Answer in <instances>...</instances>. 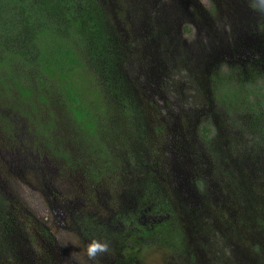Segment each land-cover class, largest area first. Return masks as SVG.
I'll return each mask as SVG.
<instances>
[{"label": "trees", "instance_id": "obj_1", "mask_svg": "<svg viewBox=\"0 0 264 264\" xmlns=\"http://www.w3.org/2000/svg\"><path fill=\"white\" fill-rule=\"evenodd\" d=\"M153 1L0 0V158L25 130L42 159L82 184L85 210L64 218L85 247L106 240L112 259L120 253L104 264H144L137 252L146 238L161 241L158 235L187 264H237L217 247L221 230L235 239L228 250L240 246L241 259L264 264V13L256 26L251 20L263 1L251 0L243 19L252 39L238 43L230 42L236 28L227 30L222 13L234 18L243 0H212L210 9L193 3L191 15L210 40L199 44L197 57ZM213 43L220 50H211ZM178 116L211 118L202 139L184 137L194 167L186 163L185 146L177 147L187 171L200 172L202 193L197 204L181 200V209L175 175L164 182L154 172L173 155L169 119ZM1 161L0 170H8ZM116 187L122 192L113 211L107 201H95ZM127 237L134 243H124ZM57 241L45 221L0 191V264H60Z\"/></svg>", "mask_w": 264, "mask_h": 264}, {"label": "rangeland", "instance_id": "obj_2", "mask_svg": "<svg viewBox=\"0 0 264 264\" xmlns=\"http://www.w3.org/2000/svg\"><path fill=\"white\" fill-rule=\"evenodd\" d=\"M257 1L259 2L263 1L262 3L264 4V0H257ZM240 2L241 0H239V3ZM153 3L156 4L158 8L162 6V8L164 7V9L168 11L169 15L176 22V27H177L176 28L174 25H171L172 26L171 29L173 30L174 33L176 34L178 33L182 35L183 42L189 48V52L190 53L192 52L197 57L199 51L198 48L199 44L203 46L204 42H209L210 40H208L209 36L205 27L202 24V21L200 19H198L197 21L196 18H194V16L191 15V12L193 11L192 9L194 10L197 9L196 8L197 6L195 4H197L199 8L210 9L212 7L211 6L212 0H188V2L186 0H176V1L171 0V2H169V0H154ZM177 4L178 6L180 5L183 6L179 8L178 6H176ZM239 5L240 6H238V8L242 10L240 14L241 13L244 14V12H246L247 7L249 6L253 7L252 5H254V2H251V0H243V4L241 5L240 3ZM176 8L177 10H175ZM263 10L262 11L257 10L255 13L250 12L253 25L255 26L257 25L258 23V21L256 20L257 16L258 14L263 15L264 13ZM174 11L180 17L181 20L177 19V16ZM202 11L203 10L200 9V12ZM185 13H189L188 16H186ZM222 15H223L222 18L230 20L231 27L230 26L227 27V30L228 28H231L232 30V27L236 28L234 30L236 37L235 39L230 38L231 43H238L237 40L240 37L247 36L248 31H245V29H243L242 26L237 27L234 18L230 14L228 13L226 14L223 12ZM201 16H203V14H201ZM153 22L157 24L158 18H155ZM262 22H264V16ZM187 24L191 25L190 28L188 27V29H191V31L190 30L184 31V28ZM252 24L249 26L251 27ZM246 45L249 49V45L248 44ZM214 49L220 50L218 49L217 43L212 44L211 50ZM222 51L226 53L227 50L222 49ZM240 52L241 50H238V53ZM185 55H186V51H185ZM190 92L186 93V95L185 94L183 95L189 96ZM167 99L171 101H178L175 96L171 97V94L169 93L167 94ZM178 103L179 105L184 104L183 101H179ZM180 118L181 116L175 117L173 119H169V125L172 126V130H170V132H172V134L175 135V138L173 139V146L171 147V150H173V155L167 158L168 162L163 168L161 167L160 169L159 168L157 169V167H155L154 172L158 176V178L164 182L167 181V177H171L172 175H175L174 177L175 181H173L172 183L174 184L177 197L179 198V199L177 198L178 207L181 209V205H182L181 200L186 202L189 201L190 203L197 204V199L199 198V195L197 193H201L200 192L201 190L199 188V185L197 184V181L195 180V177H199L200 172L195 173V171L194 172L187 171L188 166L184 163L181 164L182 161L176 153V151H178L177 147H179V149H182V147L185 146L186 148L185 156L187 157L186 163L194 167L195 164H192L190 155H194L195 153L194 152L190 153L191 146L188 142L184 140V137L190 139L194 138L195 140L202 139L203 138L202 127L210 123L211 118L205 117L207 120H203L202 118L195 116L190 121L182 120ZM224 129L226 128L224 127ZM182 135L183 137L181 139ZM175 145L177 146L175 147ZM5 149H6V153L2 158H0V160H2L1 161L2 165L7 164L8 170H6V168L0 170V191L8 199L13 200V202L21 209L25 208L32 215H34L35 218L42 221L45 220L46 223L50 225V227L55 228V232L53 234L58 239L59 242L57 244L60 246L63 254L62 255L63 259L60 262V264H104L105 258L111 256L110 243L108 245L107 252L98 254L97 255L98 257H96L95 259H90L87 255L88 247H85V245L81 244L79 236H77L75 233H73V231L70 230L65 219H61L59 222L55 223L54 219L52 218L53 217L52 214L54 213V210H57L55 195L59 197L60 200L58 201H60V203L63 204L62 211L66 213L68 212L74 213L82 209L85 210L86 202L88 200L82 201L81 199L80 193L84 194L83 187L80 186L82 184L79 183V181L73 177H69L67 179L66 177L68 176H65L64 174H58L56 170L57 166L50 163L47 159H42V157L45 154L42 155L41 157L39 156L38 151L35 148L33 138L25 130H23L22 135L19 134L17 140L11 139L10 142H7V144H5ZM203 155L205 156L204 153ZM201 162L204 163V160L201 159ZM224 164L226 168L232 167L230 155L226 154L224 156ZM130 171H132V168H130ZM125 172H128V168L124 170V176L126 177ZM223 175L224 174L221 173V175L218 176V178L223 179ZM192 178H194V180L192 181V184H190ZM218 178L216 175L215 179L219 180ZM127 181L128 180L125 178L124 182ZM117 189H115L113 193H110L109 197H104V196L102 197L101 193H99L95 201H97L99 204L102 203V201H104L103 204H107L106 203L107 201L109 207L113 211L114 208L118 207V199H119L118 194L122 192V189L120 187ZM78 192L79 194L77 195ZM61 197L67 199V201H64V199L61 200ZM96 214L97 213H95L94 216H98ZM25 221L26 218H23L22 223ZM184 221H185L184 224L186 223L187 225H191V223L188 221V218H185ZM85 224L86 222L84 223L83 228L86 227ZM215 227L217 228L218 225H216ZM184 229L187 230V233L186 231H184ZM184 229H183V234H185V236L188 237L189 233L192 235V232H190L189 227H184ZM218 229H222V228L218 227ZM121 233L126 234L124 230L121 231ZM156 238L162 239L161 241L160 240L157 241L159 242L158 244L161 246H158L157 242L155 245H153L151 239L146 238V240L143 241L140 250H138L137 252L139 253L141 261L144 264H183V263L187 264L185 258L180 255V252H178V249L176 247L171 248V246H173L172 243H167L166 239L163 240V237L161 235H158ZM211 240L214 241L213 239ZM216 240L219 241L217 243V247L222 251V255L225 258H227L228 256L229 258H231L233 256L234 259H236L235 261L237 262V264H250L248 260L240 258L239 256V251L241 250L240 246H238L234 250L233 248L229 250L226 248L228 247V245L230 246L232 243L235 242V239L231 237L227 232L225 233L224 230L223 231L221 230V232L218 233ZM105 242L106 240H103L101 244H106ZM221 243L225 244L223 248L221 246ZM47 247H52V245H48ZM149 249L151 250L149 251ZM107 253L109 255L108 257H107ZM211 262H208V264ZM205 263L206 261L203 262V264Z\"/></svg>", "mask_w": 264, "mask_h": 264}, {"label": "flooded vegetation", "instance_id": "obj_3", "mask_svg": "<svg viewBox=\"0 0 264 264\" xmlns=\"http://www.w3.org/2000/svg\"><path fill=\"white\" fill-rule=\"evenodd\" d=\"M244 14H245V12H244ZM244 14H240V13H236V14H234V18H235V22H236V24H237V27H240V26H242L243 27V29H245V31H248V26H247V23H248V21H249V19L248 18H245V19H243V16H244ZM242 16V17H241ZM239 18V19H238ZM247 37V38H246ZM246 37H240L239 38V40H244L245 38H246V41H248L249 39H250V37H248V35L246 36ZM262 42H264V40H262ZM77 194H79V193H77ZM62 199H64V201H67V199H65V198H62L61 197V200ZM58 200H60L59 198H56V205H57V210H54V213L52 214V218L54 219V222L55 223H57V222H59L61 219H65L66 218V216H67V213L65 214V218H64V211H62V206H63V204H61L60 203V201H58ZM82 201H84V200H82ZM58 205H59V207H58ZM45 221V220H44ZM52 221V220H51ZM46 222V221H45ZM74 223V222H73ZM53 225V224H52ZM51 225V226H52ZM48 226H50V225H48ZM52 230V233H54L55 232V228H52V227H50ZM130 236V235H129ZM136 237V239H138V238H141L139 235H137V236H135ZM57 239V238H56ZM58 240V239H57ZM132 240H134V239H130L129 237H127V239H126V241L124 242V243H126V242H129V243H134V241H132ZM58 242V241H57ZM120 249H122L121 247H119L118 248V252H119V250ZM117 255V256H116ZM116 255H114L113 257V259L111 258V256H109L108 258H106V260H108V261H115V259H118V258H120V253H118V254H116Z\"/></svg>", "mask_w": 264, "mask_h": 264}, {"label": "clouds", "instance_id": "obj_4", "mask_svg": "<svg viewBox=\"0 0 264 264\" xmlns=\"http://www.w3.org/2000/svg\"><path fill=\"white\" fill-rule=\"evenodd\" d=\"M108 251V245L107 244H101L98 242H93L88 246L87 249V255L90 259H95L98 254H102ZM105 262H108L105 258Z\"/></svg>", "mask_w": 264, "mask_h": 264}, {"label": "water", "instance_id": "obj_5", "mask_svg": "<svg viewBox=\"0 0 264 264\" xmlns=\"http://www.w3.org/2000/svg\"><path fill=\"white\" fill-rule=\"evenodd\" d=\"M255 40H257V39H255Z\"/></svg>", "mask_w": 264, "mask_h": 264}]
</instances>
